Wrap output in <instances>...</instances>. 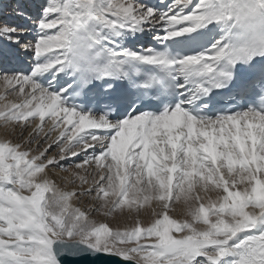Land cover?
I'll return each mask as SVG.
<instances>
[{
	"label": "snow or ice",
	"instance_id": "snow-or-ice-1",
	"mask_svg": "<svg viewBox=\"0 0 264 264\" xmlns=\"http://www.w3.org/2000/svg\"><path fill=\"white\" fill-rule=\"evenodd\" d=\"M7 7L0 264H264V0Z\"/></svg>",
	"mask_w": 264,
	"mask_h": 264
},
{
	"label": "rangeland",
	"instance_id": "rangeland-1",
	"mask_svg": "<svg viewBox=\"0 0 264 264\" xmlns=\"http://www.w3.org/2000/svg\"><path fill=\"white\" fill-rule=\"evenodd\" d=\"M54 150H55V149H53V151H54ZM94 216H95L96 219L101 220V221H103V220L105 219L104 217H100V216H98L97 214H94ZM142 219H144V218H142ZM129 220L131 221L130 224H127V220H125V221H120L119 226H121V227H124V226L131 227V226H133V224H134V219H129ZM108 222L110 223V226H112V227H116V226H117V222L114 221V220H110V219H109Z\"/></svg>",
	"mask_w": 264,
	"mask_h": 264
},
{
	"label": "bare ground",
	"instance_id": "bare-ground-1",
	"mask_svg": "<svg viewBox=\"0 0 264 264\" xmlns=\"http://www.w3.org/2000/svg\"><path fill=\"white\" fill-rule=\"evenodd\" d=\"M5 3L8 5V7L5 9V13L4 15L9 18L12 19L11 17V8L15 6V0H5ZM19 22V21H17ZM131 221L127 220V224H130Z\"/></svg>",
	"mask_w": 264,
	"mask_h": 264
}]
</instances>
